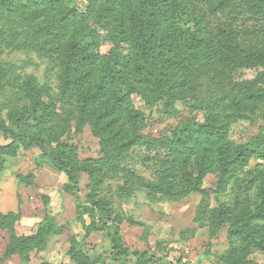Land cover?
Listing matches in <instances>:
<instances>
[{
    "label": "trees",
    "instance_id": "obj_1",
    "mask_svg": "<svg viewBox=\"0 0 264 264\" xmlns=\"http://www.w3.org/2000/svg\"><path fill=\"white\" fill-rule=\"evenodd\" d=\"M15 46L54 60L60 86L52 96L28 77L29 110L1 131L65 174L86 233L106 229L118 256L158 264L156 249L127 247L112 200H80L84 175L89 184L120 177L115 202L200 195L198 226L227 225L229 245L214 264H264V0H0V52ZM144 107L182 118L153 134ZM241 122L255 130L234 138ZM85 127L98 139L96 158H80L62 139ZM17 219L0 212L5 255L19 253L29 264L53 224L18 233ZM68 253L81 258V243L72 240Z\"/></svg>",
    "mask_w": 264,
    "mask_h": 264
},
{
    "label": "rangeland",
    "instance_id": "obj_2",
    "mask_svg": "<svg viewBox=\"0 0 264 264\" xmlns=\"http://www.w3.org/2000/svg\"><path fill=\"white\" fill-rule=\"evenodd\" d=\"M254 73L253 70L243 71L245 77ZM28 77L34 78L37 85H47L52 96L59 90V67L54 60L39 58L18 46L0 52V124L10 125L14 115L28 112L29 104L22 98ZM143 111L148 119L146 131L153 134L166 125H175L182 118H166L155 108L144 107ZM29 119L35 122L32 117ZM255 127L241 122L234 128L233 137L249 134ZM65 133L62 139L77 147L80 158L99 156L98 139L88 127L79 134ZM7 145L12 146L2 148ZM17 145L12 137L2 133L0 127V212L16 213L18 233L31 231L39 222L48 219L53 224L45 249L32 254L29 264H39L42 260L51 264H135L132 258L124 259L116 254L106 229L86 233L76 216V194L63 188L65 174L45 157H39L38 149L27 148L20 142ZM109 177H101L103 182L96 180L89 184L84 175L79 197L85 203L100 198L113 201L127 247L156 249L158 264L177 260L180 264H214V255L228 247L226 224L219 230L209 231L194 221L200 195L150 203L142 194H137L128 201L115 202V191L123 181L120 177ZM214 181L215 177L208 175L204 185L210 187ZM85 219L88 222V218ZM72 240L82 245L83 256L77 261L68 253ZM8 243V231L0 226V264H26L19 253L5 255ZM158 243L162 246L159 247ZM163 253L167 255L164 258ZM258 258L264 262L263 256Z\"/></svg>",
    "mask_w": 264,
    "mask_h": 264
}]
</instances>
